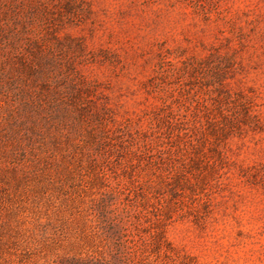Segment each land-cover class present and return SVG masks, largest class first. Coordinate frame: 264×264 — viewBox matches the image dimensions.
<instances>
[{
	"label": "rangeland",
	"instance_id": "374dc122",
	"mask_svg": "<svg viewBox=\"0 0 264 264\" xmlns=\"http://www.w3.org/2000/svg\"><path fill=\"white\" fill-rule=\"evenodd\" d=\"M114 222L264 264V0H0V264Z\"/></svg>",
	"mask_w": 264,
	"mask_h": 264
},
{
	"label": "trees",
	"instance_id": "16d2710c",
	"mask_svg": "<svg viewBox=\"0 0 264 264\" xmlns=\"http://www.w3.org/2000/svg\"><path fill=\"white\" fill-rule=\"evenodd\" d=\"M111 231L117 232L118 236L109 237V245L103 253L64 257L53 264H172L173 257L179 258L163 232L141 235L128 230L120 222L112 223ZM102 233L107 231L103 229Z\"/></svg>",
	"mask_w": 264,
	"mask_h": 264
}]
</instances>
